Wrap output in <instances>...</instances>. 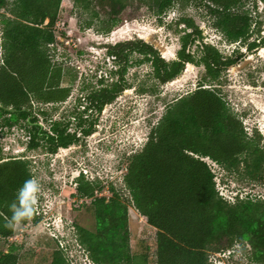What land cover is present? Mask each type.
Wrapping results in <instances>:
<instances>
[{"label":"trees","instance_id":"16d2710c","mask_svg":"<svg viewBox=\"0 0 264 264\" xmlns=\"http://www.w3.org/2000/svg\"><path fill=\"white\" fill-rule=\"evenodd\" d=\"M141 1L162 16L180 0ZM205 1L216 18V28L229 41L246 43L253 17L242 7L249 0ZM62 2L0 0V8L8 9L1 18L0 119L4 121L0 123V132L25 122L33 135L29 150L38 149L44 141L52 154L79 140L77 132L70 131L69 121L56 120L52 131L43 130V134L37 126H30L39 120L34 104L60 103L72 92L73 79L65 83V68L54 60L52 53L59 36L56 26ZM126 2L74 0L77 8L93 18L100 17V8L106 10L108 16L102 28L105 32H111L118 24ZM178 23L185 24V28L175 59L168 60L142 38L109 44L108 54L120 66L112 69L118 78L91 91L88 104L81 106L85 111L94 107L100 113L104 105L129 88L125 75L130 56L135 52L142 56L139 60L151 64L154 78L163 84L178 78L188 63L204 65L205 76L198 87L171 103L143 148L127 157L124 185L135 207L156 229L153 264H216L210 259L211 252H225L237 245L245 252L249 249L251 262L264 264V198L237 196L234 201L228 200L221 194L215 172L205 160L210 158L228 172H238L244 162L246 173L253 179L264 166L261 140L247 135L242 121L230 111L219 89L206 83L218 79L242 54L225 56L215 45L204 42L201 29L190 17H182ZM197 40L202 41L200 58L189 49ZM259 45L256 41L248 43L249 48ZM80 125L82 133L90 135L96 121L87 127ZM30 163L27 156L0 159L1 239L9 241L16 236L18 227L37 223L41 218L36 207L31 219L9 226L10 206L18 203V191L24 182L33 179ZM101 190L100 180H89L84 173L78 176L77 191L91 199L96 216L95 230L78 226L80 244L96 264H149V254L131 250L129 206L123 194L113 184L111 196L99 195ZM20 258L14 242L7 251L0 249V264H19ZM51 264H70L63 248L54 250Z\"/></svg>","mask_w":264,"mask_h":264},{"label":"rangeland","instance_id":"374dc122","mask_svg":"<svg viewBox=\"0 0 264 264\" xmlns=\"http://www.w3.org/2000/svg\"><path fill=\"white\" fill-rule=\"evenodd\" d=\"M7 10L6 6L0 8V64L3 52L1 18ZM242 10H248L253 17L246 43L229 41L216 28V18L205 0H180L162 16L141 0H127L111 32L102 29L108 16L105 9L100 8V17L93 18L77 8L74 0H63L56 26L58 41L52 53L54 60L65 68V83L73 79L72 92L63 102L34 104L33 110L44 130L51 132L56 120L69 121L70 131H76L79 140L54 154L48 151L44 141L36 150L20 151L11 146L16 136L28 130L25 122L0 132V159L27 156L31 160L33 179L40 186L36 204L41 216L39 222L18 227L13 239L21 255L19 264H51L52 254L59 247L65 250L70 264H96L78 239V226L91 231L96 228L91 199L80 196L77 191V178L81 173L89 180L102 182L103 190L99 195L111 196V184L123 194L129 206L131 250L149 254V264H153L156 229L135 207L124 185L127 157L143 148L152 128L171 103L198 87L204 79L205 67L187 64L178 78L163 84L154 78L151 64L139 60L142 56L135 52L130 56L125 75L129 88L104 105L100 113L94 107L85 111L81 105L88 104L90 92L118 78L112 69L120 66L109 56V44L142 38L168 60L175 59L185 28V24L178 21L182 17L194 19L204 42L215 45L225 56L242 54L218 79L206 83H213V87L219 89L230 111L242 121L247 135L258 137L264 148V0H249ZM252 41L260 45L249 48L248 43ZM201 42L197 40L189 47L197 58L202 55ZM93 120L96 125L92 134L84 135L80 124L87 127ZM3 121L0 119V123ZM205 160L215 172L221 194L228 200L234 201L237 196L264 198V166L253 179L246 173L244 162L238 172H228L210 158ZM248 254L249 249L245 252L237 245L225 252H211L210 259L216 264H256Z\"/></svg>","mask_w":264,"mask_h":264},{"label":"clouds","instance_id":"9594fccd","mask_svg":"<svg viewBox=\"0 0 264 264\" xmlns=\"http://www.w3.org/2000/svg\"><path fill=\"white\" fill-rule=\"evenodd\" d=\"M40 192V186L35 179H28L18 191L17 201L10 208L12 211L10 227L18 226L22 221L32 218Z\"/></svg>","mask_w":264,"mask_h":264},{"label":"flooded vegetation","instance_id":"af4514ba","mask_svg":"<svg viewBox=\"0 0 264 264\" xmlns=\"http://www.w3.org/2000/svg\"><path fill=\"white\" fill-rule=\"evenodd\" d=\"M30 118H31V116H29V119ZM42 125L43 124L41 122H39V121H33L30 126H31V128H33L34 126H37L39 128V133L43 134V130L44 129H43ZM32 139H33V135L31 133V130L25 131V129H24V133L19 134L18 136H16L13 139L14 144L11 147H13V150L25 151V150L29 149V146H30V143H31ZM6 149H9V146Z\"/></svg>","mask_w":264,"mask_h":264},{"label":"crops","instance_id":"0c3cea01","mask_svg":"<svg viewBox=\"0 0 264 264\" xmlns=\"http://www.w3.org/2000/svg\"><path fill=\"white\" fill-rule=\"evenodd\" d=\"M13 239H14V237H11L9 239V241H7V240L0 238V249L7 251L9 246L11 245V243H13ZM1 242H3V243H1Z\"/></svg>","mask_w":264,"mask_h":264},{"label":"water","instance_id":"95a60500","mask_svg":"<svg viewBox=\"0 0 264 264\" xmlns=\"http://www.w3.org/2000/svg\"><path fill=\"white\" fill-rule=\"evenodd\" d=\"M2 105L0 104V107H1ZM6 109L7 110H11V111H15V109L14 108H11V107H6Z\"/></svg>","mask_w":264,"mask_h":264},{"label":"bare ground","instance_id":"6f19581e","mask_svg":"<svg viewBox=\"0 0 264 264\" xmlns=\"http://www.w3.org/2000/svg\"><path fill=\"white\" fill-rule=\"evenodd\" d=\"M189 65H191V63H188Z\"/></svg>","mask_w":264,"mask_h":264}]
</instances>
